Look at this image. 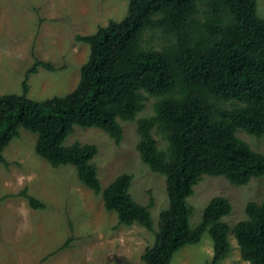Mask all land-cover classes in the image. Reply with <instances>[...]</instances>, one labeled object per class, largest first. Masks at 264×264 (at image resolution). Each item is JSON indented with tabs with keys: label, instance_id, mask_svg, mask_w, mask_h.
Returning a JSON list of instances; mask_svg holds the SVG:
<instances>
[{
	"label": "trees",
	"instance_id": "16d2710c",
	"mask_svg": "<svg viewBox=\"0 0 264 264\" xmlns=\"http://www.w3.org/2000/svg\"><path fill=\"white\" fill-rule=\"evenodd\" d=\"M127 1L125 19L76 37L91 53L71 94L44 102L29 99V77L41 67L54 70L37 61L27 72L24 94L0 98V164L24 128L38 136L37 155L54 168L74 166L83 185L103 196L105 209L118 215L121 226L139 224L155 233L154 245L142 257L145 264H172L176 253L199 244L206 233L214 241L209 264H220L231 253L232 232L243 260L264 264V202L249 203L247 219L233 228L223 221L233 211L226 198L212 199L194 228L188 203L204 176L224 177L240 187L264 177V155L237 136L244 131L264 137V19L257 1ZM153 30L169 41L160 51L143 45ZM146 94L156 99L155 115L138 121L137 149L153 172L166 177L169 197L157 232L153 201L141 205L130 193L132 175H121L103 189L92 162L97 146L64 145L76 126L98 128L120 145L121 122L137 120ZM155 130L167 141L165 150L158 147ZM23 195L33 209L46 208Z\"/></svg>",
	"mask_w": 264,
	"mask_h": 264
},
{
	"label": "rangeland",
	"instance_id": "374dc122",
	"mask_svg": "<svg viewBox=\"0 0 264 264\" xmlns=\"http://www.w3.org/2000/svg\"><path fill=\"white\" fill-rule=\"evenodd\" d=\"M256 1L264 19V0ZM128 13L127 0H0V98L23 95L27 72L37 61L51 64L54 70L41 67L31 75L27 97L44 102L68 96L78 87L81 68L91 53L90 46L77 42L76 37L95 34L111 21H122ZM168 44L159 30L147 32L143 42L145 48L157 51ZM155 102L147 96L137 120L121 122L124 139L120 145L98 128L79 126L64 145L97 146L92 162L103 189L121 175H132L130 193L141 205L153 201L151 213L157 232L161 213L169 207L167 181L142 161L137 149L138 121L155 115ZM153 135L158 147L165 150L164 137L157 130ZM237 136L264 155V137L244 131H238ZM37 139L36 134L20 129V136L4 151L6 163L0 164V264H145L142 257L154 245L155 233L139 224L121 226L118 215L105 209L103 196L83 185L74 166L54 168L37 155ZM24 192L46 208L33 209ZM216 197L232 204V213L223 221L233 228L247 219L249 203L264 202V177L240 187L224 177L204 176L188 199L193 209L192 228ZM229 240L231 253L220 264H249L243 260L233 232ZM213 256L214 241L206 233L199 244L176 253L172 264H209Z\"/></svg>",
	"mask_w": 264,
	"mask_h": 264
}]
</instances>
